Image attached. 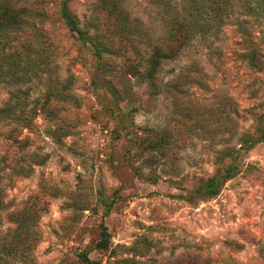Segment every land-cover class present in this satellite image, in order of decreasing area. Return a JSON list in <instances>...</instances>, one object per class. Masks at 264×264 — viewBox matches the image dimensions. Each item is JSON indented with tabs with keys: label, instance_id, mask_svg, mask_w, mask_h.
Returning a JSON list of instances; mask_svg holds the SVG:
<instances>
[{
	"label": "rangeland",
	"instance_id": "374dc122",
	"mask_svg": "<svg viewBox=\"0 0 264 264\" xmlns=\"http://www.w3.org/2000/svg\"><path fill=\"white\" fill-rule=\"evenodd\" d=\"M8 1L30 51L0 78V264H264L255 0Z\"/></svg>",
	"mask_w": 264,
	"mask_h": 264
},
{
	"label": "trees",
	"instance_id": "16d2710c",
	"mask_svg": "<svg viewBox=\"0 0 264 264\" xmlns=\"http://www.w3.org/2000/svg\"><path fill=\"white\" fill-rule=\"evenodd\" d=\"M255 2L263 10L264 15V0H255ZM20 11V8L16 7V4L11 1H0V78H5L8 84L16 87L20 82L24 81L22 78L28 72L26 69H21L18 61L27 57L28 51H30V44L25 39L30 38V35L24 31V26L27 22L21 17ZM62 16L74 33L81 34L75 18L66 6L62 8ZM190 40L189 33L182 32L181 39L176 45L177 49L182 48L184 45L186 46ZM175 52L176 50L173 47L168 51H163L159 48L154 49L149 67L145 73L149 82L156 83L157 73L163 61L173 58ZM253 61H255V58ZM17 93H20V89L17 90ZM4 113H9L8 116H10V111H5L4 108H1L0 114ZM221 184L222 180L219 176L207 179L203 185L204 194L210 197L216 196ZM102 228L100 246L105 248L108 246L110 234L107 227L103 226Z\"/></svg>",
	"mask_w": 264,
	"mask_h": 264
}]
</instances>
